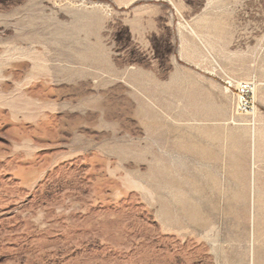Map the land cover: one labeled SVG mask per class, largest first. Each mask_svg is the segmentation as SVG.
Listing matches in <instances>:
<instances>
[{
	"label": "rangeland",
	"instance_id": "374dc122",
	"mask_svg": "<svg viewBox=\"0 0 264 264\" xmlns=\"http://www.w3.org/2000/svg\"><path fill=\"white\" fill-rule=\"evenodd\" d=\"M0 264H264V0H0Z\"/></svg>",
	"mask_w": 264,
	"mask_h": 264
}]
</instances>
